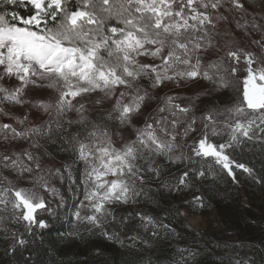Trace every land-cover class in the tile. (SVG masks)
<instances>
[{
	"label": "snow or ice",
	"instance_id": "1",
	"mask_svg": "<svg viewBox=\"0 0 264 264\" xmlns=\"http://www.w3.org/2000/svg\"><path fill=\"white\" fill-rule=\"evenodd\" d=\"M257 154L264 0H0V264H33L52 201L70 197L68 236L180 240L166 222L185 215L178 205L132 209L210 176L264 184ZM181 203L206 207L202 194ZM177 252L172 264H264L222 236ZM91 255L104 264L99 246Z\"/></svg>",
	"mask_w": 264,
	"mask_h": 264
},
{
	"label": "trees",
	"instance_id": "2",
	"mask_svg": "<svg viewBox=\"0 0 264 264\" xmlns=\"http://www.w3.org/2000/svg\"><path fill=\"white\" fill-rule=\"evenodd\" d=\"M256 170L260 174H264V161H262L257 154L255 159L251 161ZM240 183L234 184L229 178L213 180L211 176L203 184L198 185L200 192L195 190L185 191L180 194H169L162 192L159 195L161 206L155 208L151 205L140 204L133 208V211L140 209L156 215H164L168 208L172 205H178L181 210L188 208L183 205L181 201L186 198H191L193 195L202 194L205 198L206 207L204 211L216 210L222 216L229 217L233 227L236 230L253 233L256 231V226L260 224V214L255 209H250L244 206L243 199L247 196L251 201L260 197L264 200V184L256 183L246 176L239 177ZM67 211L63 209L62 212ZM146 211V210H145ZM61 211L55 215L50 216L53 221H48L49 228L40 230L39 234L42 240L36 236L34 243L31 245L33 264H96L91 250L94 245L99 246L103 250V256L100 261L104 264H130V262L143 257L145 259L151 258L153 264H172L174 259H179V253L175 251L174 243L181 242L184 246L189 245L195 239L192 230L185 226L182 217H171L169 221L180 233L182 239L177 240L162 233L158 239H152L148 233L141 231V236L144 241H151V243L137 240L133 242L131 239H125L124 245L109 242L102 237L82 233L80 237L68 236V232L72 231V217L67 223L58 219ZM59 215V216H58ZM56 219V220H55ZM228 219V218H227ZM131 236V233H128ZM71 238V239H70ZM91 242V246L86 254L81 253L79 246ZM80 244V245H79ZM78 245L76 249L74 246ZM81 249L83 248L80 247ZM129 248L132 251H129ZM67 251L66 253L64 252ZM67 254V255H66ZM87 257V260H86Z\"/></svg>",
	"mask_w": 264,
	"mask_h": 264
},
{
	"label": "rangeland",
	"instance_id": "3",
	"mask_svg": "<svg viewBox=\"0 0 264 264\" xmlns=\"http://www.w3.org/2000/svg\"><path fill=\"white\" fill-rule=\"evenodd\" d=\"M199 86H193V88L187 89L186 91L191 93L197 90ZM191 199V198H186ZM78 200L75 198H69L66 205L61 207H56V201H52V207L55 209L56 214L61 211L58 219L60 221L67 223L68 220L72 217V212L74 208L78 205ZM243 204L245 207L250 209H256L260 214V224L256 226V231L253 233L243 232L236 230L233 227L229 217H224L216 210L204 211L193 213L188 208L184 209L183 212L185 215L182 217V220L185 223V226L189 228L195 239L184 246L181 242L174 243L175 251H177V246L180 247H191V248H202L205 243L215 237H224L230 240L245 241L249 243L250 246H254L257 252V258L260 254H264V200L260 197H257L251 201L247 196L243 199ZM63 209L67 211L64 214ZM147 211V209L145 208ZM47 221H53V218L50 216L44 217ZM228 218V219H227ZM56 220V219H55ZM39 240H42V236L37 235ZM71 239V238H70ZM80 245V244H79ZM83 248L81 249L80 247ZM91 246V242L79 246L81 253L86 254ZM78 245L74 246L76 249ZM66 253L67 251L64 250ZM67 255V254H66ZM44 264H50L44 262Z\"/></svg>",
	"mask_w": 264,
	"mask_h": 264
}]
</instances>
